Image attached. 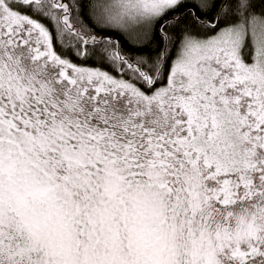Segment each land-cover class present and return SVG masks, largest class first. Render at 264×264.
Instances as JSON below:
<instances>
[{"label":"snow or ice","instance_id":"6c2138e0","mask_svg":"<svg viewBox=\"0 0 264 264\" xmlns=\"http://www.w3.org/2000/svg\"><path fill=\"white\" fill-rule=\"evenodd\" d=\"M0 264H264V0H0Z\"/></svg>","mask_w":264,"mask_h":264}]
</instances>
